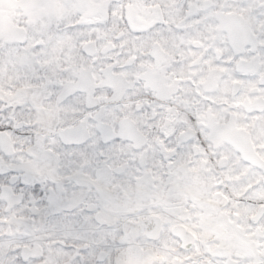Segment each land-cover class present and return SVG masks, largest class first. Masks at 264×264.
Instances as JSON below:
<instances>
[{"label": "snow or ice", "instance_id": "obj_1", "mask_svg": "<svg viewBox=\"0 0 264 264\" xmlns=\"http://www.w3.org/2000/svg\"><path fill=\"white\" fill-rule=\"evenodd\" d=\"M0 264H264V0H0Z\"/></svg>", "mask_w": 264, "mask_h": 264}]
</instances>
